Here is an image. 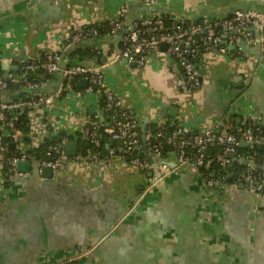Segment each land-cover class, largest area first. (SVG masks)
<instances>
[{
  "label": "crops",
  "instance_id": "0c3cea01",
  "mask_svg": "<svg viewBox=\"0 0 264 264\" xmlns=\"http://www.w3.org/2000/svg\"><path fill=\"white\" fill-rule=\"evenodd\" d=\"M158 3L164 15L208 24L223 21L234 9L264 12V0ZM122 6L132 20L155 13L146 12L142 0H0V61L18 67L0 71L17 78L21 61L63 54L74 31L107 28ZM216 30L224 33L225 27ZM254 35L260 39L247 43L248 53L239 36V51L229 44L226 53L204 52L196 60L200 86L189 91L181 89V66L164 47L150 54L143 67L119 60L123 41L115 34L107 32L83 48L96 51L105 88L141 121L148 115L151 124L183 123L195 130L220 124L228 130L247 120L264 133V33ZM40 79L37 92L22 85L0 92V103L17 95L25 100L28 92L35 99L51 97L47 104L29 107L30 131L14 126L4 129V136L13 137L12 148L34 150L46 139L38 127L41 120L53 135L64 134L75 143L74 155L84 151V126L107 120L102 94L87 93L81 76L42 73ZM245 155L234 159L242 170L248 164ZM40 161L31 158L22 178L0 168V264H61L74 257L77 264H264V199L241 181L213 191L198 166L170 161L174 168L166 179L150 188L148 172L119 158L75 160L63 172L53 170L52 177L43 175ZM253 161L264 170V156Z\"/></svg>",
  "mask_w": 264,
  "mask_h": 264
},
{
  "label": "built area",
  "instance_id": "2783aa9c",
  "mask_svg": "<svg viewBox=\"0 0 264 264\" xmlns=\"http://www.w3.org/2000/svg\"><path fill=\"white\" fill-rule=\"evenodd\" d=\"M142 1L148 5L159 2V0ZM127 12V7L122 6L120 16L108 22L109 34H117L123 29ZM168 19L172 21L171 25H168ZM256 23L260 29L264 27V12L257 9L236 10L223 21L209 24L183 20L158 12L146 15L133 23V30L124 35L122 56L129 62H136L137 66L143 67L147 64L150 54L160 52L161 46L167 44V52L177 59L183 71L181 89L189 91L197 88L201 83V73L196 60L210 50L226 53L229 44L236 49L238 36L247 43L258 42L260 38L254 35ZM217 25H223L225 32L217 31ZM235 29H238V35L233 32ZM97 37H100L98 28L78 29L71 34L66 47L75 42ZM226 38L229 39L228 44L224 42ZM61 63V52L49 53L41 60L21 61L22 74L17 78L12 74L0 76V92L10 90L15 84L37 92L42 87L40 79L42 73L50 76L62 72L66 79L79 76L86 78L87 93L102 94L103 107L108 112V116L107 120L101 123L89 122L84 126L82 134L89 141V146L71 157L66 149L69 140L63 137L50 147L47 157L40 161L41 168L50 167L54 171L63 172L75 160L89 159L94 162H107L119 158L148 173H154L158 169L161 175L151 177V188L156 183L164 181L174 168L170 165V161L174 162V166L188 164L201 168L209 165L211 158L209 160L207 157L206 149L214 143L221 146V150L214 159L220 169L225 174H229V168L234 159L240 157L241 145L246 143L249 148V152L245 155L248 164L246 168L235 174L236 181H241L249 192L264 199V170L257 169L253 161L256 155L255 147L264 145V136L257 133L260 130L257 125L254 124L255 127H253L250 123L249 126L241 128L233 124L225 130L222 125L216 124L204 130H195L183 123L172 124L171 128L167 126L168 123L155 124V128H149L150 123L144 136L143 122L125 107L121 98L105 88L102 66L97 65L95 59H81L75 56V59L72 58L71 63L65 68H62ZM2 64H11V62L1 63L0 61V65ZM50 101L51 97H39L30 101L10 100L0 103V166L8 160L10 176L17 178L27 176L28 172L20 171L18 165L30 159L26 152L15 154L7 159L6 153L10 149V144L6 141L3 130L10 126L27 107L42 106ZM38 127L45 132L46 138L53 135L52 128L46 121H38ZM103 135H107L110 141L115 143L114 146H111V143L106 144V153L102 151L105 143ZM166 145L170 147L165 149ZM203 176L207 187L213 191L222 189L228 182L224 176H210L206 173ZM76 259L75 257L66 258L61 264H77Z\"/></svg>",
  "mask_w": 264,
  "mask_h": 264
},
{
  "label": "trees",
  "instance_id": "16d2710c",
  "mask_svg": "<svg viewBox=\"0 0 264 264\" xmlns=\"http://www.w3.org/2000/svg\"><path fill=\"white\" fill-rule=\"evenodd\" d=\"M168 25H171V20L168 19ZM201 22V21H200ZM99 29V35L100 37H103L107 34V32L110 31V27H107L105 29ZM75 56H79L81 59H88V58H92V59H97V54H96V51L92 50L91 48H80V49H77L75 52H73L71 54V58L72 57H75ZM0 76H3V73L0 71ZM79 82V81H78ZM19 84H15L13 85L11 88H14V87H17ZM29 95V98H26L25 101H30V100H35V96L30 94L29 92L27 93ZM104 105V103H103ZM30 112V109L29 107H27L25 109V111L20 114L15 120H13V122L10 124V126H8L7 128H5L6 130L9 128V127H16V128H21L24 132H28L30 131V128H29V119L27 117L28 113ZM250 121L246 122V123H242L240 124L241 125V128H245L246 126H249L250 125ZM170 123H168L167 126H170V128L172 127V124L169 125ZM252 126H254V124L252 123ZM149 128H155V124H151L149 126ZM257 133L260 135V136H264V133L259 130L257 131ZM63 137H67V136H64V134H59V135H51L50 137L46 138L44 140V142L36 149L34 150H28V151H24L27 153V155L29 156V159L35 157L36 159H45L47 156V152L49 151L50 147L55 144L56 142L60 141ZM68 138V137H67ZM6 141L10 144V149L8 150V152L6 153V157L7 159L15 154H20V153H23V151H20V150H17L16 147L12 148L11 147V144L13 143V137H5ZM103 141H105V143L103 144V153H106L107 151V145L106 144H109L111 143L110 145L111 146H114L115 143L114 142H111L109 137L107 135H103ZM82 147H84L83 149L85 150L88 146H89V141L87 139H83L82 141ZM170 146L166 145L165 146V149H168ZM221 146L219 145H209L206 149V155L207 157H209V160L211 158V163L209 165H205L203 167H201V172L203 174H207V175H210V176H217V177H221V176H224L225 180L226 181H235L236 179V176L235 174L239 171L242 170V166H241V162H239V159H237L234 164V161H233V164L232 166H230L229 170V174H225V172H223L221 169H220V166L218 165L217 161L214 159L216 157V155L219 153V151L221 150L220 149ZM249 152V148H244V147H241L240 148V151H239V154L242 155V154H247ZM255 152H256V155H255V159L256 161L259 163L261 162L260 160L262 159V156H264V145H257L255 147ZM239 155V156H240ZM238 162H239V166H238ZM237 164V166H236ZM263 166V165H262ZM1 169L5 172V174H8L9 176L11 175L10 173V164H9V161L6 160L4 163H2V165L0 166ZM261 170H263V167H261Z\"/></svg>",
  "mask_w": 264,
  "mask_h": 264
},
{
  "label": "water",
  "instance_id": "95a60500",
  "mask_svg": "<svg viewBox=\"0 0 264 264\" xmlns=\"http://www.w3.org/2000/svg\"><path fill=\"white\" fill-rule=\"evenodd\" d=\"M142 5L144 6V10H146V12L148 13H158V12H161V5L159 3H156L154 5H148V4H145L143 1H142ZM237 10H242V9H237ZM236 11V9H234V11L232 12V14ZM230 16V15H229ZM228 16V17H229ZM187 17V16H186ZM141 18V16H139V18H136L134 20H132L130 17H127L125 22H124V27L122 30H120L117 34H115V36H117L120 41H123V38H124V35L128 34L131 30H133V23L137 20H139ZM227 18V17H226ZM183 20H190L191 21H195L196 19L194 18H191V17H187L185 18V16L182 18ZM255 32H262L264 33V27L262 29L259 28L258 24L256 23L255 24ZM235 34H238V29H235L233 31ZM226 37V36H225ZM259 38V37H258ZM102 39V37H97V38H90V39H87V40H84V41H81V42H75L73 44H71L67 50L65 52H63L62 54V68H65L67 66V64L65 63V59L66 57L68 56V54L75 50V49H80V48H83V47H90V46H93L95 45L98 41H100ZM227 43V42H225ZM240 45L242 46L243 50L245 53H248L249 50H248V46H247V42L242 39L240 41ZM161 47H164V48H168L167 44H163ZM117 56L119 57V60H125L127 62L128 59H126L125 57L122 56V50L121 49H117ZM170 57H172V55H169ZM18 67L16 65H11V64H2L0 65V70H17ZM15 77V76H14ZM82 82H84V84L87 86L88 85V82L87 80H83ZM40 95L37 96V98H39ZM15 100L17 99H20V96L17 95L16 98H14ZM31 108V107H30ZM231 114V113H230ZM143 132H144V136H145V133H146V130H147V127L149 126V124L151 123V119H150V116H145V118H143ZM237 122L240 124L241 123V119H238ZM247 120L244 121V123H246ZM213 145H216L215 143ZM67 149V152L69 153V155H74L75 154V143H69L68 146L66 147ZM171 165V164H170ZM18 168L20 171H27L30 169V162L29 161H25V162H21L19 163L18 165ZM42 172H43V175L44 176H47V177H52L53 176V169L50 168V167H44L42 169ZM158 175H161V173L158 172V169L155 170L154 173H150L149 172V176L152 177V176H155L157 177Z\"/></svg>",
  "mask_w": 264,
  "mask_h": 264
}]
</instances>
